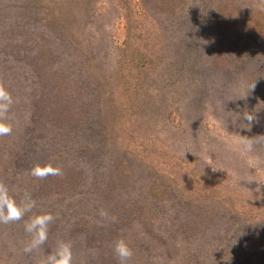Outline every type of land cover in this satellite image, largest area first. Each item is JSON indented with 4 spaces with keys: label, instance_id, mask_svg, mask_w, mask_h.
<instances>
[{
    "label": "trees",
    "instance_id": "trees-1",
    "mask_svg": "<svg viewBox=\"0 0 264 264\" xmlns=\"http://www.w3.org/2000/svg\"><path fill=\"white\" fill-rule=\"evenodd\" d=\"M79 3L0 0V84L22 123L1 142L0 178L35 200L22 221L52 213L48 238L70 242L74 264H119L120 238L129 264H264V218L248 222L236 176L189 174L176 139L196 130L182 109L201 115L213 87L236 114L264 91L260 0H122V40L105 22L113 1ZM169 72L185 80L155 89ZM37 161L62 175L33 177Z\"/></svg>",
    "mask_w": 264,
    "mask_h": 264
},
{
    "label": "rangeland",
    "instance_id": "rangeland-1",
    "mask_svg": "<svg viewBox=\"0 0 264 264\" xmlns=\"http://www.w3.org/2000/svg\"><path fill=\"white\" fill-rule=\"evenodd\" d=\"M5 1L17 4L23 2V0ZM89 1L95 2V4H97L95 8L97 9L102 0ZM109 1L111 3L113 1V3L112 8H110L109 13L106 15L105 22L112 24L114 30L117 31L118 38L122 40L124 39V33L118 22V5H122V0ZM77 7L79 9L81 8L79 0H74V9ZM98 25L99 24L96 22V27H98ZM208 41L210 44L212 43V40L209 39ZM145 45L146 48H149L148 44ZM164 45L167 44L165 43ZM210 49L211 48L209 47V51ZM208 57H214V53H209ZM170 74L172 76L167 75L168 79H165V81H161L157 77L152 83V86L155 89H163L165 83H167V91L169 86L172 87L173 85H176L174 83H177L179 80H185V74L183 73L173 72ZM222 93H224V91L218 92L216 88L213 87V94L209 93L210 99L205 102L207 104L203 105L201 115L199 112L196 113L193 118L186 117L184 110L182 109L179 117L194 124L193 126L196 130H189L187 135L182 133L179 135V138L176 137V139H181L183 143L187 142L191 145L190 156H183L180 160H183V163H187L191 160L193 161L194 165L188 167L189 174H201L205 176V170H209L216 176L221 175L224 178H230L234 174L238 179L240 191L243 190L246 192L244 195V201L246 202V205H249L248 208L244 207V209L241 210L243 211V214L246 213L245 216L248 217V222L252 223L259 220V218H264V91L253 93L254 95L260 94L253 99V104L246 106L243 104V106H240L238 114H236L226 103L221 95ZM237 102L242 104V101L238 100ZM172 103L178 105L177 100L174 98L168 99L165 104L167 107H171ZM15 107L17 109L13 110L12 114L16 113L18 114L17 117H19L21 113H24L25 111L26 115L28 104L25 107H22V104H16ZM245 111L255 113L256 118L260 119V128L251 126L250 129H240V126H238L240 121L234 123L235 117ZM7 120L11 123L14 130L17 127L22 129V123L19 118H7ZM245 123H247V121H245ZM241 125L244 128L249 127L243 122H241ZM197 131L198 134L195 137V132ZM13 135L14 133L7 136H1L0 146L1 142L11 140ZM244 137H248L255 141L252 152H245L242 150L240 141ZM0 150L2 151V148H0ZM178 152H182V149L178 150ZM188 153L189 152L187 151L186 155ZM257 181H259V183ZM0 182H2L1 178ZM180 183L181 181L179 182V185ZM195 187L197 186H193V188ZM222 202L226 205L228 199H224ZM183 218L185 220L188 219L185 217ZM179 219L175 218L173 222L177 224L181 221ZM22 222L23 221L21 220L11 224H0V264H37L39 259L55 248V240L53 237H50L41 249L35 250L32 253H25L23 248L30 237L25 232L24 227H22V224H24V222Z\"/></svg>",
    "mask_w": 264,
    "mask_h": 264
},
{
    "label": "clouds",
    "instance_id": "clouds-1",
    "mask_svg": "<svg viewBox=\"0 0 264 264\" xmlns=\"http://www.w3.org/2000/svg\"><path fill=\"white\" fill-rule=\"evenodd\" d=\"M264 6V0H260ZM261 10H264L262 7ZM243 98V97H241ZM14 99L11 93L0 84V136H7L12 133V125L7 120ZM255 119V113L245 111L235 117L234 123L240 121V129H250L251 122ZM247 121V123H245ZM241 122L249 127L244 128ZM254 140L248 137L241 139L240 144L245 152H252ZM31 175L37 178H45L47 176H60L62 170L58 166H54L49 162L37 161L31 167ZM256 181V180H252ZM259 183V181H257ZM36 207V202L32 196L25 192L23 199L18 203L15 195L11 192L9 186L0 182V224H11L24 219ZM100 215L105 219H109L106 211H101ZM55 217L50 212H43L29 216L24 222V230L29 235L30 239L26 242L23 251L32 253L35 250L41 249L48 240L49 226L54 221ZM115 222V217L110 218ZM114 252L118 258L119 264H129L133 257V250L129 246L126 239L120 238L115 242ZM37 264H74L72 245L70 242L59 241L54 249L47 252L45 256L37 261Z\"/></svg>",
    "mask_w": 264,
    "mask_h": 264
}]
</instances>
